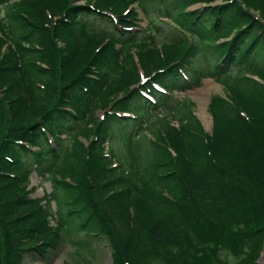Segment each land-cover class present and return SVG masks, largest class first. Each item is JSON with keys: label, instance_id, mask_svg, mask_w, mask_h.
Wrapping results in <instances>:
<instances>
[{"label": "trees", "instance_id": "16d2710c", "mask_svg": "<svg viewBox=\"0 0 264 264\" xmlns=\"http://www.w3.org/2000/svg\"><path fill=\"white\" fill-rule=\"evenodd\" d=\"M73 1L81 0H0L16 10L13 43L0 36V264H33L24 257L55 249L72 219L109 241L114 264H228L219 257L227 247L231 264H256L264 247L263 70L246 66L261 82L227 87L229 108L210 101L211 133L184 120L157 135L148 175L135 158L129 169L113 165L104 142L111 121L122 130L132 121L106 107L130 109L140 69L174 84L175 66L197 44L217 52L208 70L218 72L264 49V0ZM199 2L202 9L186 11ZM133 3L172 17L182 34L160 46L134 41L128 27L137 13H123ZM92 132L99 135L84 145ZM65 133L72 139L61 153L54 145ZM42 170L53 191L33 197L30 175Z\"/></svg>", "mask_w": 264, "mask_h": 264}, {"label": "rangeland", "instance_id": "374dc122", "mask_svg": "<svg viewBox=\"0 0 264 264\" xmlns=\"http://www.w3.org/2000/svg\"><path fill=\"white\" fill-rule=\"evenodd\" d=\"M73 2L83 4L84 0ZM219 3L220 0H216L211 5ZM131 6H133V10L137 13L136 19L133 20L134 26L132 27V31L134 33L131 34L134 35V41H152L154 45L160 46L162 43L168 42L182 34L173 25L174 19L172 17L165 15L158 17L155 13L156 8H152L151 5H146L147 9L138 3H134ZM203 7V2L192 3L186 7V11L202 9ZM14 10L11 3H5L0 6V36L10 45L13 43L10 36L14 34V31L8 32L7 28L9 25H12L13 19L10 18V14ZM257 14L259 13L257 12ZM105 28L110 29L108 25ZM150 37L153 40H150ZM229 39V37L221 38L218 40V44H223ZM57 45L62 46L61 43H57ZM207 49L199 44L193 46L191 50L192 54L189 57L187 55L175 66L176 71L182 78L178 83L158 82V90H156L157 87L153 86V84H149L148 90L151 92V98L145 97L143 93L141 95V92L138 90L137 93L140 96L127 100L130 106L129 110L133 111L138 117H132L130 113L127 116L122 114L124 119L130 118L132 120L131 122L126 121L125 130H122L124 125L121 123H113L111 121L113 132L107 141L104 142V151L114 156L113 162L118 165L121 164L125 169H129L132 158H135L144 174L148 175L150 172L148 162L153 154L151 143L156 140L157 135L163 134L172 126H178L179 122L184 120L191 122L199 121L204 130L207 133H211L213 120L209 108L210 101L213 98H221L228 105L227 87L229 85L238 83L243 87H249L250 82L244 80L248 77L249 80L252 78L261 82L250 70L246 69V66L264 71V49H258L254 55L247 58L248 61L246 63H242L241 65H237L236 63V65H231L223 72H218L214 66L208 70L209 60H216L217 52L210 50V48ZM179 68L185 74H182ZM156 74L158 75L155 78L146 77L141 82L145 85L150 82L149 80L158 79L160 73ZM111 76L112 73H109L108 79ZM136 88L141 89L139 86ZM143 92H147V90H143ZM106 108L110 109L109 106ZM109 112L113 111L110 110ZM96 114L100 118L102 110H97ZM109 114L106 117L111 116ZM78 125V129L86 126L85 120L80 121ZM76 126L77 124L75 128ZM91 126L95 128L94 124H91ZM71 134L65 133L60 136V145L58 143V146L55 145L56 150L60 149L59 152L63 153L70 147ZM96 135L99 134L92 132L87 138L81 137L80 140L86 145L92 139H95ZM30 176L29 188L31 187V196L41 197L53 191L50 181L51 177L50 175L46 176V171L33 172ZM61 195L62 192H57V198ZM50 210L52 214L57 212L55 200L50 202ZM53 218H55L54 215ZM77 224V219L69 221L65 227L66 231H61V240L57 247L50 250L44 257L26 255L24 262L33 264H114L109 241L101 235L85 234L81 229L76 227ZM263 250L264 247L261 253ZM219 255L228 264L235 262V257L228 247L220 250Z\"/></svg>", "mask_w": 264, "mask_h": 264}, {"label": "water", "instance_id": "95a60500", "mask_svg": "<svg viewBox=\"0 0 264 264\" xmlns=\"http://www.w3.org/2000/svg\"><path fill=\"white\" fill-rule=\"evenodd\" d=\"M256 264H264V250H263V252L260 254L258 260L256 261Z\"/></svg>", "mask_w": 264, "mask_h": 264}]
</instances>
